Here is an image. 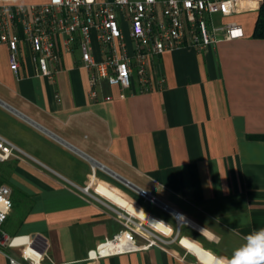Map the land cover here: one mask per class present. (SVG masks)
I'll list each match as a JSON object with an SVG mask.
<instances>
[{
    "label": "crops",
    "instance_id": "1",
    "mask_svg": "<svg viewBox=\"0 0 264 264\" xmlns=\"http://www.w3.org/2000/svg\"><path fill=\"white\" fill-rule=\"evenodd\" d=\"M260 2L215 17L241 37L220 32L203 50L155 56L146 88L135 76L125 91L101 82L95 99L77 43L58 46L54 80L34 77L25 47L17 80L0 45V136L24 154L0 163L12 200L3 228L17 239L0 247V264L23 262L34 239L28 249L43 252L40 264H220L264 227V39L252 37ZM122 31L132 54L128 25ZM92 45L101 61L95 37ZM127 222L162 242L102 255Z\"/></svg>",
    "mask_w": 264,
    "mask_h": 264
},
{
    "label": "built area",
    "instance_id": "2",
    "mask_svg": "<svg viewBox=\"0 0 264 264\" xmlns=\"http://www.w3.org/2000/svg\"><path fill=\"white\" fill-rule=\"evenodd\" d=\"M241 0H48L39 5H0V45L8 49L12 74L21 80L22 50L25 47L35 67L34 77L54 80L60 72L58 46L69 50L75 43L80 51L81 65L90 75L89 97H97V86L104 82L121 91L131 88L135 76L139 85L150 83L148 69L155 56L179 48L203 50L215 45L218 34L232 40L242 36L235 23L217 25L216 16H230ZM128 25L134 43L129 54L122 31ZM101 47L103 59L93 55L92 39ZM110 100V97H105ZM14 154L24 155L10 141L0 136V163ZM87 193V190H85ZM140 196L144 197L145 193ZM12 210L11 190L0 186V247L13 245L17 240L4 231V223ZM125 219V218H123ZM127 220V219H125ZM124 224L117 237L100 248L102 255L124 254L151 248L162 240L136 224ZM151 238L147 239V238ZM137 238L146 241L137 245ZM35 240V239H34ZM22 261L9 258V264H40L43 252L29 247ZM108 247L106 252L103 248Z\"/></svg>",
    "mask_w": 264,
    "mask_h": 264
},
{
    "label": "clouds",
    "instance_id": "3",
    "mask_svg": "<svg viewBox=\"0 0 264 264\" xmlns=\"http://www.w3.org/2000/svg\"><path fill=\"white\" fill-rule=\"evenodd\" d=\"M220 264H264V227L248 233L230 258H220Z\"/></svg>",
    "mask_w": 264,
    "mask_h": 264
},
{
    "label": "trees",
    "instance_id": "4",
    "mask_svg": "<svg viewBox=\"0 0 264 264\" xmlns=\"http://www.w3.org/2000/svg\"><path fill=\"white\" fill-rule=\"evenodd\" d=\"M252 37L255 39H264V0H261L257 11ZM2 183V175H0V185H3Z\"/></svg>",
    "mask_w": 264,
    "mask_h": 264
},
{
    "label": "water",
    "instance_id": "5",
    "mask_svg": "<svg viewBox=\"0 0 264 264\" xmlns=\"http://www.w3.org/2000/svg\"><path fill=\"white\" fill-rule=\"evenodd\" d=\"M116 178H117L118 180H120L121 182H123L124 184H126L127 186H129V187H131L132 189L136 190V191L139 192L140 194L143 193L142 190H140L139 188H136L135 186H133L132 184H130V183L127 182L126 180H124V179H122V178H119L118 176H116ZM145 196H146L148 199L152 200V201H156V200H154V198H152L151 196H149V195H147V194H145Z\"/></svg>",
    "mask_w": 264,
    "mask_h": 264
},
{
    "label": "rangeland",
    "instance_id": "6",
    "mask_svg": "<svg viewBox=\"0 0 264 264\" xmlns=\"http://www.w3.org/2000/svg\"><path fill=\"white\" fill-rule=\"evenodd\" d=\"M1 186V185H0Z\"/></svg>",
    "mask_w": 264,
    "mask_h": 264
}]
</instances>
